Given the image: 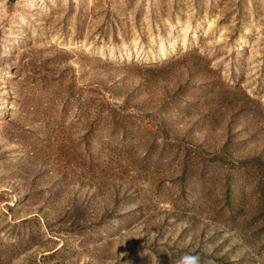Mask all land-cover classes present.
Returning a JSON list of instances; mask_svg holds the SVG:
<instances>
[{"label":"rangeland","instance_id":"rangeland-1","mask_svg":"<svg viewBox=\"0 0 264 264\" xmlns=\"http://www.w3.org/2000/svg\"><path fill=\"white\" fill-rule=\"evenodd\" d=\"M264 264V0H0V264Z\"/></svg>","mask_w":264,"mask_h":264},{"label":"clouds","instance_id":"clouds-1","mask_svg":"<svg viewBox=\"0 0 264 264\" xmlns=\"http://www.w3.org/2000/svg\"><path fill=\"white\" fill-rule=\"evenodd\" d=\"M178 264H200V257L196 254L186 253L181 257Z\"/></svg>","mask_w":264,"mask_h":264}]
</instances>
